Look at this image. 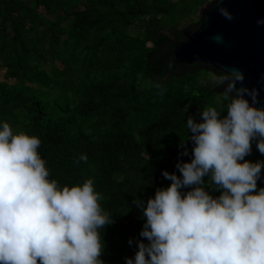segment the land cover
Instances as JSON below:
<instances>
[{"label": "trees", "instance_id": "1", "mask_svg": "<svg viewBox=\"0 0 264 264\" xmlns=\"http://www.w3.org/2000/svg\"><path fill=\"white\" fill-rule=\"evenodd\" d=\"M207 2L0 0V124L41 140L50 179L94 180L113 221L98 230L105 264L134 259L143 208L172 183L163 172L181 177L176 165L194 159L188 120H204L208 109L223 119L236 95L232 78L210 65L174 63L171 37L198 29ZM258 142L259 134L242 163L264 164ZM202 180L181 195L221 194L211 170Z\"/></svg>", "mask_w": 264, "mask_h": 264}, {"label": "clouds", "instance_id": "2", "mask_svg": "<svg viewBox=\"0 0 264 264\" xmlns=\"http://www.w3.org/2000/svg\"><path fill=\"white\" fill-rule=\"evenodd\" d=\"M217 10L234 19L227 8ZM233 77L244 80L239 70ZM233 88L230 83L228 91ZM244 93L256 95L237 90L223 120L213 109L204 111L203 123L188 120L196 134L194 159L176 165L182 178L163 172L172 183L143 208V239L126 264H264V187H257L264 164L239 163L250 153L252 139L264 138V110L250 107ZM0 127V264H105L98 230L113 221L101 208L94 180L61 185L50 179L38 152L41 140L14 133L8 122ZM257 148L264 154V140ZM210 170L218 197L202 187L181 195L180 189L202 184Z\"/></svg>", "mask_w": 264, "mask_h": 264}, {"label": "water", "instance_id": "3", "mask_svg": "<svg viewBox=\"0 0 264 264\" xmlns=\"http://www.w3.org/2000/svg\"><path fill=\"white\" fill-rule=\"evenodd\" d=\"M219 7L227 8L234 19L229 21L221 16ZM197 15L200 27L186 40L177 42L171 37L174 63L210 65L232 78L236 92L233 100L241 88L248 89L249 93L255 90V98L248 93H244L243 98L250 107L264 110V25L256 23L258 19L264 20V0H224L222 4L211 0L199 7ZM215 37H220V41ZM234 70L243 74L242 83L234 81ZM203 122L194 119V124ZM192 136L188 145L194 149Z\"/></svg>", "mask_w": 264, "mask_h": 264}, {"label": "rangeland", "instance_id": "4", "mask_svg": "<svg viewBox=\"0 0 264 264\" xmlns=\"http://www.w3.org/2000/svg\"><path fill=\"white\" fill-rule=\"evenodd\" d=\"M208 1H211V0H208ZM196 17L198 18V15ZM217 80H218V78H217V76L215 74H211L210 75V81H217ZM259 139H260V142L262 140H264V138H261L260 136H259Z\"/></svg>", "mask_w": 264, "mask_h": 264}]
</instances>
